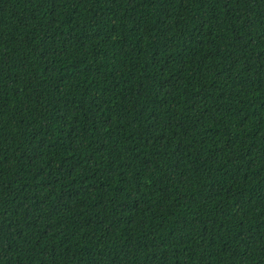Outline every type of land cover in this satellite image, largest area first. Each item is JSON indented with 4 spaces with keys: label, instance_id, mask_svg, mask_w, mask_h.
<instances>
[{
    "label": "trees",
    "instance_id": "1",
    "mask_svg": "<svg viewBox=\"0 0 264 264\" xmlns=\"http://www.w3.org/2000/svg\"><path fill=\"white\" fill-rule=\"evenodd\" d=\"M0 264H264V0H0Z\"/></svg>",
    "mask_w": 264,
    "mask_h": 264
}]
</instances>
